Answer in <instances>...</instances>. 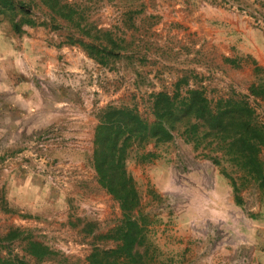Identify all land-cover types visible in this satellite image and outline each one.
Returning a JSON list of instances; mask_svg holds the SVG:
<instances>
[{"label":"rangeland","instance_id":"obj_1","mask_svg":"<svg viewBox=\"0 0 264 264\" xmlns=\"http://www.w3.org/2000/svg\"><path fill=\"white\" fill-rule=\"evenodd\" d=\"M248 1L251 2L70 0L85 11L87 26L82 28L94 29L92 38L78 36L63 21H58L59 28L23 26L21 34H14L7 19L0 15L1 257H17L28 264H87V257L95 248L114 246L104 236L120 224L121 211L118 203L97 184L91 166L97 116L105 107H133L144 120L152 122L153 95L159 92L172 95L179 84L182 93L201 88L212 101L230 96L243 98L254 109L257 121L264 124V101L249 94L252 85L264 86V67L243 58L234 60H239V66L231 59L223 60L231 70L247 69L254 77L250 84L236 81L220 64L202 58L215 45L211 49L196 41L197 31L189 34L191 59L166 57L174 47L169 46V38L178 36L176 32L181 26L178 22H196L198 12L205 8L234 5L247 15ZM252 2L259 7L249 12L252 22L264 32V0ZM31 6L35 17L42 19L35 4ZM24 28L42 32L41 38L49 51V66L37 65L39 51L44 49L31 48L25 41ZM182 30L181 27L179 31ZM162 31L165 36L160 46L157 37ZM97 32L110 33L121 48L119 56L106 65L89 57L77 42L71 41L73 38L85 44L93 41L105 44V38ZM21 51L27 53L26 57L18 54ZM12 52L16 53L13 65L20 62L16 76L9 63ZM76 61L78 68L74 69L72 65ZM13 78L14 85L31 84L36 93L31 109H24L23 103L9 98L11 89L4 87L7 86L4 82ZM173 135V140L166 144L133 146L127 160V169L139 192L140 212L149 220L148 242L157 261L162 264H251L256 261L258 257H253L252 248L264 247V199L248 185L240 192L242 205L237 206L230 182L222 175L221 168L235 179L239 175L227 164L221 168L214 166L203 157L206 151L194 150L192 144L183 141L180 131H174ZM261 158L264 160V146ZM34 179H40L42 185ZM13 187L22 192L21 200L12 196ZM217 190L231 198L235 213L219 220L199 217L193 209H206L207 199L215 197ZM52 191L65 199L59 205L66 202L67 217L58 222L61 225L56 229H50L54 217H44L56 211L53 209L56 200L50 197ZM31 194L44 198L37 202ZM35 202L42 206L43 214L32 217L26 206ZM208 204L215 208L212 203ZM15 230L23 232L21 237L6 241V235ZM26 236L46 245L52 256L35 262L23 251L21 239ZM64 248L70 252L65 253Z\"/></svg>","mask_w":264,"mask_h":264},{"label":"trees","instance_id":"obj_2","mask_svg":"<svg viewBox=\"0 0 264 264\" xmlns=\"http://www.w3.org/2000/svg\"><path fill=\"white\" fill-rule=\"evenodd\" d=\"M33 3L42 19L35 17ZM84 13L70 0H0V15L7 19L14 34H21L23 26L59 28L58 21H63L78 36L92 38L94 29L85 28L84 31L82 28L87 26ZM97 34L105 38V44H95L94 41L85 44L73 38L71 41L77 42L89 57L106 65L110 59L119 56L121 48L110 33ZM249 94L264 101V86L252 85ZM151 109L152 122L144 120L133 107L107 106L97 116L91 166L97 184L118 203L122 218L120 224L104 236L114 246L95 248L87 257V264H162L157 261L148 242L149 220L140 212V196L127 169V160L133 146L169 143L176 130L194 150L206 151L203 157L214 166L221 168L227 164L233 173L239 175L235 179L221 168L222 175L230 182L237 206L242 205L240 192L248 185H252L264 199V160L261 158L264 124L257 121L254 109L246 100L230 96L212 101L203 89H189L182 93L178 84L172 95L163 92L153 95ZM22 234L21 231H11L4 239L11 241ZM21 240L23 251L35 262L52 256L43 243L27 236ZM0 264L28 263L17 257L0 256Z\"/></svg>","mask_w":264,"mask_h":264},{"label":"crops","instance_id":"obj_3","mask_svg":"<svg viewBox=\"0 0 264 264\" xmlns=\"http://www.w3.org/2000/svg\"><path fill=\"white\" fill-rule=\"evenodd\" d=\"M238 5H234L231 7H226V8H205L202 11L198 12V18L196 22H192L190 20H184L178 22L180 24V28L177 30V37L174 38H169L168 42H170V47L174 46L172 49H169L168 52L166 53V57L170 59H176L180 58L183 60L191 59V52H192V38L190 37L189 34L192 33V31H197V40L196 41H202L205 43L206 47H209L212 49V44L215 45L214 49L212 52H205L203 55V59H212L214 62L217 64H220L224 70L228 71L229 77L232 78V76L235 78L236 81L242 82V83H251L254 80V77L252 75V72L250 70H238L235 72L234 70H231L230 66H225L223 60L225 59H231L232 63H237V66L240 65L238 63L240 58L250 60L251 62L256 63V65L259 67H264V32L257 28L251 19V13L249 12H254L255 9L259 8L257 7L251 0L247 2V10L248 13L247 15L240 11L237 8ZM182 31H179L180 29ZM23 30L26 31L25 33V41L31 46V48H38L37 51L41 49H44V51L40 50V63L37 65H41L42 67H46L50 65V62L48 60L47 53H49L48 49L45 46L44 40L41 38L42 32L40 29L35 30V29H30L27 30L24 28ZM164 31V30H163ZM162 31V34L158 35L157 39L159 42L160 46H163V42L161 38H163L165 35V32ZM166 31V30H165ZM174 33V31H172ZM26 44V43H25ZM180 49V51L178 50ZM206 50V49H204ZM179 51V52H178ZM19 55H24L27 54L25 51L18 52ZM9 63L12 65V68L14 70V75L16 76V71H19L20 69V62L16 61L13 65V60L16 59V53L12 52L10 54ZM44 55V57H43ZM224 55V56H222ZM225 57V58H223ZM1 58V56H0ZM238 58L239 60L235 62L234 60ZM222 60V61H221ZM226 61V60H225ZM54 63V62H53ZM222 63V64H221ZM44 64V65H43ZM52 64V63H51ZM233 64V65H234ZM6 66V64H3ZM53 66L55 64H52ZM4 66V67H5ZM74 69L78 68V63L77 61L75 64L72 65ZM3 67V68H4ZM10 69V70H11ZM57 69V67H56ZM41 70V69H39ZM229 70L231 73H229ZM2 71V70H1ZM41 72V71H40ZM11 77V75H10ZM13 80V81H12ZM9 82H4V85L6 84L8 89L10 91V97L14 101H20L24 105V109L32 108L33 105V97L34 95L36 96V93L34 90L31 88V84L29 83H20L14 85L15 78H13ZM29 85V86H26ZM21 87V88H20ZM27 89V90H24ZM6 91V90H5ZM17 91L19 93H17ZM23 91V94H22ZM16 92L14 96L13 94ZM35 93V94H34ZM32 113V110H30ZM28 112V113H30ZM27 113V114H28ZM20 117V116H19ZM26 117V116H23ZM50 121V120H49ZM47 118V123L49 122ZM46 123V124H47ZM91 130L88 128V133H90L91 137ZM79 136H81V133H79ZM26 181V180H24ZM37 184L42 185V181L39 179H34ZM25 183V182H24ZM220 183V181H219ZM216 185V187H218ZM21 188V186H19ZM20 190L18 187H13V192H11L12 196H14L16 199L21 200L20 196ZM217 193L215 197L208 198L207 200V208L205 209L204 207L200 208L198 210L197 208H194L193 210L199 213V217H202L203 219L206 220H219V219H224L226 216V219L231 217L229 214L235 213L231 208H233L231 205H234L231 198L228 196L221 195L219 194V191L217 190ZM232 193V189H231ZM35 194V193H34ZM32 195V194H31ZM32 197H36V201L38 202L39 200H42L44 197L32 195ZM51 199L56 200L57 205L53 207L54 210L51 214L47 217V219H50L51 217H54V222L50 229H56V227H59L58 222H63L64 218L67 217L66 211L65 210V204L59 205L58 202H63L65 199L60 195H58L57 192H53L50 194ZM215 199V200H214ZM12 201H16L14 198ZM53 202V201H52ZM212 203L214 207L211 206ZM35 204V205H34ZM30 204L29 206H26L28 215L34 216H40L43 214L41 211L42 206L38 205L36 202ZM238 215V212H236ZM234 217V216H233ZM263 217V216H262ZM32 221V220H31ZM263 229V228H261ZM257 232L262 231V230H256ZM260 245H256L252 248L253 251V257L257 256L258 258L256 261L252 262L251 264H264V247L261 248ZM258 254H256V252Z\"/></svg>","mask_w":264,"mask_h":264},{"label":"built area","instance_id":"obj_4","mask_svg":"<svg viewBox=\"0 0 264 264\" xmlns=\"http://www.w3.org/2000/svg\"><path fill=\"white\" fill-rule=\"evenodd\" d=\"M46 246V245H45ZM70 249H67V248H64L63 249V251L65 252V253H69L70 251H69Z\"/></svg>","mask_w":264,"mask_h":264}]
</instances>
